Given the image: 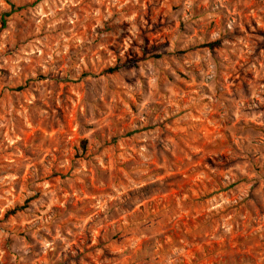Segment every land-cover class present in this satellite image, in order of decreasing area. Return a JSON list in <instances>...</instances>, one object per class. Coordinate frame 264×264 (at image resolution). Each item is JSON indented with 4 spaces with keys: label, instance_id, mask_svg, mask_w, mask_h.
Here are the masks:
<instances>
[{
    "label": "rangeland",
    "instance_id": "rangeland-1",
    "mask_svg": "<svg viewBox=\"0 0 264 264\" xmlns=\"http://www.w3.org/2000/svg\"><path fill=\"white\" fill-rule=\"evenodd\" d=\"M0 264H264V0H0Z\"/></svg>",
    "mask_w": 264,
    "mask_h": 264
},
{
    "label": "trees",
    "instance_id": "trees-1",
    "mask_svg": "<svg viewBox=\"0 0 264 264\" xmlns=\"http://www.w3.org/2000/svg\"><path fill=\"white\" fill-rule=\"evenodd\" d=\"M119 69H120V66H114L112 68L107 69L106 72L108 74H113V73H116ZM21 209H22L21 207H15L13 210H11L10 212H8L7 214L8 215H13V214L17 213Z\"/></svg>",
    "mask_w": 264,
    "mask_h": 264
}]
</instances>
